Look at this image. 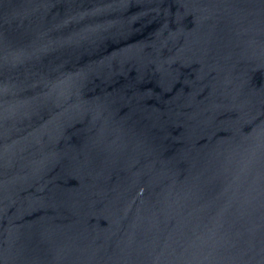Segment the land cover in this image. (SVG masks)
<instances>
[{
	"label": "water",
	"instance_id": "95a60500",
	"mask_svg": "<svg viewBox=\"0 0 264 264\" xmlns=\"http://www.w3.org/2000/svg\"><path fill=\"white\" fill-rule=\"evenodd\" d=\"M0 264H264V0H0Z\"/></svg>",
	"mask_w": 264,
	"mask_h": 264
}]
</instances>
